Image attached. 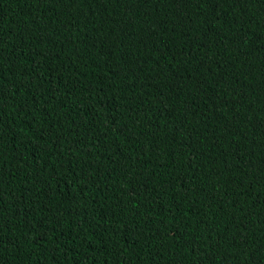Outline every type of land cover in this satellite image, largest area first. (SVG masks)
Returning a JSON list of instances; mask_svg holds the SVG:
<instances>
[{
    "label": "trees",
    "instance_id": "trees-1",
    "mask_svg": "<svg viewBox=\"0 0 264 264\" xmlns=\"http://www.w3.org/2000/svg\"><path fill=\"white\" fill-rule=\"evenodd\" d=\"M0 264H264V0H0Z\"/></svg>",
    "mask_w": 264,
    "mask_h": 264
}]
</instances>
